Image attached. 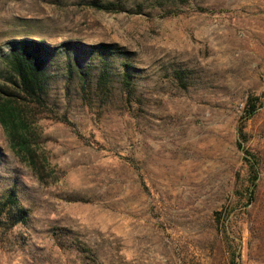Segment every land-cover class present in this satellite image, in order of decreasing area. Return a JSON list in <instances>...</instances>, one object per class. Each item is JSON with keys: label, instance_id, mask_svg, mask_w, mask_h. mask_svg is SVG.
I'll list each match as a JSON object with an SVG mask.
<instances>
[{"label": "rangeland", "instance_id": "374dc122", "mask_svg": "<svg viewBox=\"0 0 264 264\" xmlns=\"http://www.w3.org/2000/svg\"><path fill=\"white\" fill-rule=\"evenodd\" d=\"M90 1L0 0V59L21 38L83 44L46 59L37 167L0 124V195L28 209L0 225V264H264V106L243 118L264 0Z\"/></svg>", "mask_w": 264, "mask_h": 264}, {"label": "trees", "instance_id": "16d2710c", "mask_svg": "<svg viewBox=\"0 0 264 264\" xmlns=\"http://www.w3.org/2000/svg\"><path fill=\"white\" fill-rule=\"evenodd\" d=\"M92 6L112 10V3L101 4L97 0L90 1ZM83 44L78 41L62 42L58 46H50L42 40L21 38L7 42V50L1 54L2 67L0 76V124L14 148L23 151L29 164L37 167L34 150L27 134L38 114L50 109L45 99L47 83L46 59L57 50L80 51ZM105 44L96 47L106 48ZM264 106V95H249L243 108L244 120L253 116L259 107ZM52 112V111H51ZM239 140L237 146L243 151V159L247 167L248 182L245 186L246 200L249 202L254 194V186L258 174V154L245 148L243 125L237 126ZM28 209L23 206L10 188L5 195H0V225L11 229L17 223H25ZM235 264H239L238 261Z\"/></svg>", "mask_w": 264, "mask_h": 264}]
</instances>
